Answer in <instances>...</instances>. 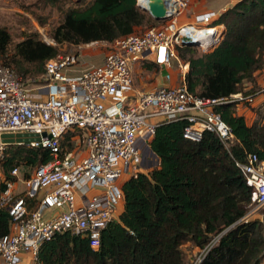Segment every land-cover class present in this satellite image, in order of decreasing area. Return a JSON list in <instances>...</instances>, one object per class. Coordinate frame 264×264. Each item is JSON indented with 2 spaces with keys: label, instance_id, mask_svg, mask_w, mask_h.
<instances>
[{
  "label": "built area",
  "instance_id": "built-area-1",
  "mask_svg": "<svg viewBox=\"0 0 264 264\" xmlns=\"http://www.w3.org/2000/svg\"><path fill=\"white\" fill-rule=\"evenodd\" d=\"M164 2L167 18L161 24L105 42L109 50L101 63L79 74H67L77 66L79 53L49 59L36 79H24L0 63V135L37 133L40 141L28 145L49 149L52 156L23 178L15 167L11 178L1 181L0 209L8 211L12 223L0 238V264H42L38 260L40 247L58 233L87 237L90 246L97 248L102 230L119 218L123 183L147 175L159 165L150 148L157 126L184 121L186 139L199 141L210 132L228 148L234 136L217 108L234 104L236 113L246 117L247 106H257L264 99V85L253 92L246 88L217 98L189 91L185 82L189 62L178 57L176 46H185L183 40H198L204 50L211 48L222 29L211 24L228 8L201 10L193 13L190 21L180 23L178 19L191 0ZM211 30L213 33H208ZM136 63H153L160 70L174 71L177 80L136 89ZM74 130V147L65 150L62 141ZM6 145L0 141V166ZM236 164L250 188L248 212L243 218L247 221L264 208V160L248 153L244 162ZM220 236L200 249L193 264L201 262Z\"/></svg>",
  "mask_w": 264,
  "mask_h": 264
},
{
  "label": "trees",
  "instance_id": "trees-1",
  "mask_svg": "<svg viewBox=\"0 0 264 264\" xmlns=\"http://www.w3.org/2000/svg\"><path fill=\"white\" fill-rule=\"evenodd\" d=\"M46 1L55 4L58 0ZM137 1L77 3L63 11L62 21L51 31L55 45L37 33L24 34L10 55L11 36L0 26V58L24 79L39 78L62 45L113 42L147 23H162L154 21ZM211 26H222L211 48L176 46L178 57L189 62L188 90L210 98L246 88L253 92L254 74L264 67V0H239ZM147 68L158 67L151 63ZM257 108L250 124L236 113L234 104L217 108L234 136L228 148L210 132L199 141L186 139L184 121L157 126L150 148L159 165L123 183V210L117 221L102 230L99 246L91 247L87 237L58 233L40 247V263L186 264L184 245L202 249L221 234L199 264H263L264 224L259 217L243 220L250 188L236 164L244 162L248 153L264 160V99ZM76 133L65 135V150L74 147L71 137ZM4 155L1 172L5 179L11 178L15 167H33L52 157L49 149L28 144H7ZM11 223L8 211L0 209V238L10 231Z\"/></svg>",
  "mask_w": 264,
  "mask_h": 264
},
{
  "label": "rangeland",
  "instance_id": "rangeland-1",
  "mask_svg": "<svg viewBox=\"0 0 264 264\" xmlns=\"http://www.w3.org/2000/svg\"><path fill=\"white\" fill-rule=\"evenodd\" d=\"M91 0H58L55 4L49 3L46 0H0V26L4 27L11 36V41L8 46V52L12 53L15 44L23 39L24 34L37 33L38 36L45 42L55 45L56 43L50 37L51 31L62 21L63 11L69 7L76 5L77 3L87 4ZM208 2L210 0H207ZM201 0H192V4L196 6L200 4ZM138 3V2H137ZM203 6L209 3L202 2ZM201 5V4H200ZM143 10V9H142ZM196 10L194 7L185 9L180 15L178 22L190 21L193 17V11ZM149 13V12H148ZM151 16V15H150ZM152 18V16H151ZM153 19V18H152ZM189 19V20H188ZM156 21L155 19H153ZM189 23V22H188ZM158 23L150 24L147 23L138 28L137 32H143L145 29L157 26ZM109 50V46L105 42H94L84 44L80 46H68L62 45L60 47V54L68 53H79V59L77 66L73 67L72 70L67 71L68 75L79 74L81 70L86 69L89 66L97 65L101 63L103 55ZM8 60V59H7ZM0 63L2 59L0 58ZM148 64L136 63L134 65L133 86L136 89H144L154 84H157L158 80L161 79L163 72L159 68L150 69L147 68ZM177 64H175V69ZM76 70V71H75ZM264 74V67L257 70L254 74L255 84L252 83L253 89H257L264 84H258V77ZM33 79V78H32ZM247 87H251L246 84ZM257 106H247L249 114L246 119L250 124L257 117L259 108ZM80 149H82V142L80 143ZM144 166L149 167L148 163L145 162ZM19 167V178H23V174H27L34 167H27L20 165ZM2 167L0 166V171ZM2 180L0 179V183ZM22 185L18 182V189L20 190ZM118 213L123 210V205H119ZM263 209H258L251 216V218H260L262 220ZM184 258L186 264H193L200 253V249L190 244L183 246ZM264 264V261H263Z\"/></svg>",
  "mask_w": 264,
  "mask_h": 264
},
{
  "label": "water",
  "instance_id": "water-1",
  "mask_svg": "<svg viewBox=\"0 0 264 264\" xmlns=\"http://www.w3.org/2000/svg\"><path fill=\"white\" fill-rule=\"evenodd\" d=\"M138 2V1H137ZM138 4V3H137ZM138 6L144 11L149 12L153 19L156 21H163L167 18L166 6L164 0H149L147 6ZM181 45H200L198 40H183ZM46 134L43 133L42 136ZM0 141L4 144H28L30 142H39L40 136L37 133H6L0 135ZM262 222L264 224V214L262 216Z\"/></svg>",
  "mask_w": 264,
  "mask_h": 264
},
{
  "label": "crops",
  "instance_id": "crops-1",
  "mask_svg": "<svg viewBox=\"0 0 264 264\" xmlns=\"http://www.w3.org/2000/svg\"><path fill=\"white\" fill-rule=\"evenodd\" d=\"M204 1V3H209L206 6H203L202 2ZM239 0H210L209 2L207 0H201L200 4L198 6L195 5V3L192 4V0H191V4L189 8H196V10L193 11V13L201 11V10H205V9H218L221 7H226L229 8L232 5H234L236 2H238ZM189 20V19H188ZM104 56V55H103ZM163 72V75L161 77L160 80H158L157 84H162V83H169L172 84L177 80V76L175 74L174 71H171L169 69H162L161 70ZM258 84H264V74L261 75L260 77H258L257 79ZM247 114H249V111L247 112ZM3 174L0 171V179L3 180Z\"/></svg>",
  "mask_w": 264,
  "mask_h": 264
},
{
  "label": "bare ground",
  "instance_id": "bare-ground-1",
  "mask_svg": "<svg viewBox=\"0 0 264 264\" xmlns=\"http://www.w3.org/2000/svg\"><path fill=\"white\" fill-rule=\"evenodd\" d=\"M148 3H149V0H138V4L141 5V6H147ZM208 33H213V31L211 30Z\"/></svg>",
  "mask_w": 264,
  "mask_h": 264
}]
</instances>
